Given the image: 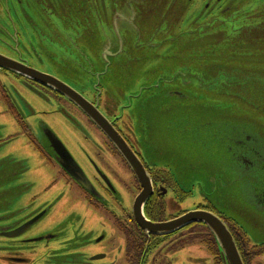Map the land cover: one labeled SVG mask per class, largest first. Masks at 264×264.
Returning a JSON list of instances; mask_svg holds the SVG:
<instances>
[{
  "label": "flooded vegetation",
  "instance_id": "obj_1",
  "mask_svg": "<svg viewBox=\"0 0 264 264\" xmlns=\"http://www.w3.org/2000/svg\"><path fill=\"white\" fill-rule=\"evenodd\" d=\"M225 1L229 0H205L201 4L198 1L195 11L190 6L197 0H191L189 7L191 12L197 13V18L206 20L212 12L218 15L234 7L235 2L225 4ZM173 2L169 8L177 9V1ZM184 4L181 0L183 8ZM151 15L150 0H56L46 4L41 0H0V55L74 90L85 100L87 109L104 119L116 140H122L131 150L147 172L152 188L143 206L136 204L142 191L141 183L114 142L86 111L56 89L0 68V101L13 116L22 136L39 157H43L41 167L50 168L59 181L55 186V178L48 180L44 189L27 195L28 187L17 180L20 189H13L11 195L18 198L20 205L24 201L28 203L16 210L18 214H0V239L19 243L10 247L15 249L8 251L10 255L1 258L0 264H227L205 224L193 223L165 235L147 234L137 221L141 208L145 218L154 224L166 223L190 211L210 212L224 222L242 264H254V260L264 257V244L252 245L246 233L216 211L209 201L201 199V203L190 207L186 199L193 196L195 185L189 188L191 191H184L165 166L149 164L139 148L134 103L149 89L155 90L154 96L159 99L156 66L150 64L145 70L152 72L155 79L141 72V80L128 79L133 70L126 72V77L109 75H113V68L118 65V55L127 39L146 31L153 33ZM182 21L183 17L176 26L183 31L182 40L176 44H187L190 40L186 23ZM169 50L173 51L168 48L162 52L169 55ZM72 55L78 58L71 59ZM253 58L254 64L264 67V56L257 54ZM48 59L53 65L49 66ZM63 63L68 68H63ZM62 74L70 81L61 77ZM145 76L147 78L142 80ZM2 79L20 86L31 99L54 103L63 112L61 115L78 133L79 141L73 146L80 160L45 124L40 125L37 132L33 131L13 100L12 85L5 86ZM110 79L114 80L107 85ZM116 79L120 80L121 87L113 85ZM157 107L160 108L159 104ZM28 112L32 113L29 108ZM37 114L52 115L47 111ZM18 139V134L0 135V149ZM28 182L32 189H37L36 181ZM261 194L264 191L251 193ZM53 216L59 220L52 222V227L23 238L37 223ZM38 243L44 248L42 263L25 258L18 251V248L33 249ZM188 243L199 246L198 254L188 249L192 247ZM30 253L34 252L30 250Z\"/></svg>",
  "mask_w": 264,
  "mask_h": 264
},
{
  "label": "water",
  "instance_id": "obj_2",
  "mask_svg": "<svg viewBox=\"0 0 264 264\" xmlns=\"http://www.w3.org/2000/svg\"><path fill=\"white\" fill-rule=\"evenodd\" d=\"M173 1H177V9L169 8ZM261 1L241 0L233 8H226L199 24L198 19L195 20L189 25L193 28H185L189 42L176 44L183 36V31L180 32L176 26L188 12L191 0H182L186 9L182 7L181 0L179 3L178 0H150L153 33L146 31L132 37L135 45L127 50L121 49L118 65L113 68V72L118 70L119 76L126 77V72L135 70L133 66L139 69L141 56L136 61H132V56L143 47L151 48L152 39L155 41L154 49H172L175 53L168 51V57L171 58L169 60L174 62L170 75L167 79L161 75L156 79L159 100L164 99L169 108L172 102L188 97L182 91L183 88L199 90L201 95L195 98L206 100L204 103L207 104V109L203 118L207 120L206 125L210 128L208 136L209 144L214 146V160H220L230 178L229 183L242 185L244 196L241 198L244 205L241 208L244 213H251L252 209L264 216V194L251 195L264 191V121L261 122L260 117L258 118V108L264 110V67L254 64L253 60L257 54L264 56V0ZM232 15L238 17L233 18ZM221 61L222 66L217 64ZM245 62L250 65L240 69L239 65ZM0 68L52 87L86 111L114 142L141 183L142 191L135 203L143 206L152 194L147 172L124 142L116 140L104 119L87 109L83 98L56 79L36 70L23 68L2 55ZM253 96L255 97L251 98ZM246 105L249 112H254L253 117L246 118L242 115ZM209 179L215 185L218 181H225L216 176ZM137 221L143 231L153 235H165L193 223H203L213 233L224 261L227 264H242L235 242L224 222L210 212L190 211L166 223L154 224L145 218L141 208Z\"/></svg>",
  "mask_w": 264,
  "mask_h": 264
},
{
  "label": "rangeland",
  "instance_id": "obj_3",
  "mask_svg": "<svg viewBox=\"0 0 264 264\" xmlns=\"http://www.w3.org/2000/svg\"><path fill=\"white\" fill-rule=\"evenodd\" d=\"M198 1L201 4L205 0H197L193 6L191 5L190 7L193 10L198 8ZM240 1L241 0H229L228 2L225 1V4H231L234 2V4H237ZM41 2L43 4L54 3L56 0H41ZM191 8H189L190 10L183 16L182 22L186 23V29L193 28L189 25L197 19L198 24L203 22L201 18L196 17V12H191ZM215 13L216 12H212L213 15ZM232 16L233 18L238 17L235 15ZM151 41L153 43V45L150 44L152 46L151 48L144 49L143 47L132 56V61H136L138 56H141V66L137 71V66H133L135 70L129 74L128 79L135 78L137 80L138 78L141 80L139 72L142 74L147 73L145 70L150 64L156 66L157 77L161 75V77L167 79L168 75H170L169 72L173 69L174 62L169 60L171 58L168 57L167 53L162 52V50L154 49L155 41L153 39ZM125 42V50L130 49L136 43L132 39H127ZM73 58L78 57L76 55H72L71 59ZM61 59L56 60L61 62ZM47 63L49 66L53 65L49 59L47 60ZM65 64L66 63H63L61 66L64 68ZM217 64L222 66L223 62L221 61ZM55 65L61 69L58 64ZM249 65L250 63L245 62L240 64L239 67L240 69H244ZM68 66H71V64ZM65 67L68 68L67 65ZM89 68L90 66L87 67L88 70ZM117 71L115 70L113 75L110 74L109 76L116 78L120 73ZM147 74H150L152 79H155L152 72ZM61 77L70 81V79L65 77L63 74ZM146 78V76L142 77V80ZM113 80L114 79L108 80L107 85L112 83ZM2 82L5 83V80L2 79ZM113 83L115 87H121L119 79H116ZM8 85H12L11 91L13 92L11 93L13 100L20 110L19 112L22 113L25 120L33 127L34 132L38 131L40 125L45 124L52 132L56 133L62 142L67 145L70 152L74 151L77 153L78 150L77 148L74 149L73 144L79 141L78 133L77 131H73L74 128L68 124L69 121L61 115L63 112L58 110L54 103L51 104L50 102L42 99L40 101H36L31 99V97H29V95L25 93L20 86H16L13 82L10 84V81L5 83V86L8 87ZM105 86L106 85H104V87ZM140 86H138V88ZM182 91L188 97L182 101L175 103L172 102L169 108L164 99L159 100L158 97L154 96L155 90L153 89L143 91L141 97L138 98L139 101H135L134 112L137 117L134 116V118H136L135 122L140 139L139 148L143 151L145 160H147V162L151 165L156 164L162 167L165 166L184 191H191L189 188L195 185V188L192 189L193 196L186 199L188 203L190 202V207L201 203V199L209 201L216 211L222 213L227 219L233 221L242 231L246 233V236L252 245L264 244L263 214L260 215L252 209L251 213H244V210L241 208V205L242 207L244 205L241 198L244 196L241 188L242 185H240V183H229L228 180L230 178H228V174L221 166L220 160L218 158L217 160H214V146L209 144L210 140L208 133L210 134V128L206 125L207 120L203 118L204 115H206L205 112L207 109V104L204 103L206 102L205 98L201 100H197L195 98L201 95L198 89L185 87ZM255 96L251 98H254ZM25 102L29 104V107H27ZM158 104L160 106L159 109L157 107ZM246 107L247 105L242 111V115L246 118L249 116L253 117L254 112H249L248 107ZM28 108L32 111V113L28 112ZM258 110H260L258 118L260 117L261 122H263L264 110L261 108H258ZM42 111L51 112L52 115L42 117L38 115L39 113L36 115V112ZM140 123L143 131L140 128ZM263 125L264 124H262V126ZM10 134H18L19 139L16 142L8 144L7 147H2L0 149V214L2 215L6 212H10V214L13 215L18 214L16 210L23 208L25 206V202L28 203L27 201H24L21 202L20 205L17 201L18 198L14 194L11 195V191H13V189H20L17 180L20 179L22 186L25 185V187H28L25 192L27 195L44 189L47 183H49L48 180L50 181L55 178V186H57L59 182L56 180L57 176L53 174L54 172L50 168H45V166L41 167V165L44 164L42 162L43 157H39V155L34 151V148H32L31 144H29L28 140L22 136L21 130L18 124L14 121L13 116L10 112H7L4 102L0 101V135L1 137H5ZM80 143L82 142L80 141ZM77 158L80 160L78 153ZM35 165H37L36 168L34 167ZM29 169H32V171L30 172ZM34 171H36V173L33 175ZM215 176L222 178L225 181H218V184L215 185L212 181H209L210 177ZM13 177L16 178V180H14ZM30 180L36 181L37 189L34 190L30 187V183L28 182ZM244 208L246 209L247 207ZM80 209L82 210L81 207ZM14 218L21 220L24 217ZM14 218L9 219L14 220ZM90 219L91 217L88 218V220ZM58 220L59 218H57V216H53L52 219L43 220L37 223L34 227L29 229L28 232H26V235L23 238L31 237L39 232L42 233L46 231L48 226L52 227L54 225H51L52 222ZM188 245H192V247L190 246L188 248L191 252L198 254L196 251L199 246L196 243H188ZM0 246L2 248L0 250L1 259L10 255L7 252L15 249L10 247L19 246V243L5 242L0 239ZM30 250L34 253H30ZM18 251L22 253L25 258L28 257L38 263H42L44 248L41 243H38L33 249L18 248ZM254 264H264V257H259L254 260Z\"/></svg>",
  "mask_w": 264,
  "mask_h": 264
},
{
  "label": "bare ground",
  "instance_id": "obj_4",
  "mask_svg": "<svg viewBox=\"0 0 264 264\" xmlns=\"http://www.w3.org/2000/svg\"><path fill=\"white\" fill-rule=\"evenodd\" d=\"M236 245V244H235Z\"/></svg>",
  "mask_w": 264,
  "mask_h": 264
}]
</instances>
